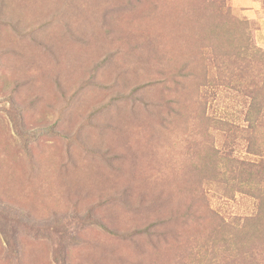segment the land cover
I'll use <instances>...</instances> for the list:
<instances>
[{
  "label": "rangeland",
  "instance_id": "obj_1",
  "mask_svg": "<svg viewBox=\"0 0 264 264\" xmlns=\"http://www.w3.org/2000/svg\"><path fill=\"white\" fill-rule=\"evenodd\" d=\"M0 0V264H264V0Z\"/></svg>",
  "mask_w": 264,
  "mask_h": 264
},
{
  "label": "trees",
  "instance_id": "obj_2",
  "mask_svg": "<svg viewBox=\"0 0 264 264\" xmlns=\"http://www.w3.org/2000/svg\"><path fill=\"white\" fill-rule=\"evenodd\" d=\"M9 208H13L12 206H10L9 204L5 203L4 201H2L0 199V211H3V212H7V210Z\"/></svg>",
  "mask_w": 264,
  "mask_h": 264
},
{
  "label": "crops",
  "instance_id": "obj_3",
  "mask_svg": "<svg viewBox=\"0 0 264 264\" xmlns=\"http://www.w3.org/2000/svg\"><path fill=\"white\" fill-rule=\"evenodd\" d=\"M242 0H240V1H237L236 3L237 4H239V3H243V2H241ZM255 2V0H247V1H245V3L246 4H251V3H254Z\"/></svg>",
  "mask_w": 264,
  "mask_h": 264
}]
</instances>
